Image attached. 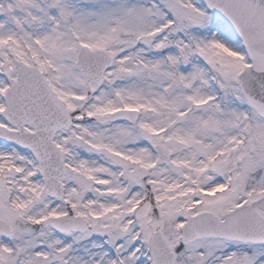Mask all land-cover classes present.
<instances>
[{"label":"snow or ice","instance_id":"1","mask_svg":"<svg viewBox=\"0 0 264 264\" xmlns=\"http://www.w3.org/2000/svg\"><path fill=\"white\" fill-rule=\"evenodd\" d=\"M0 264H264V0H0Z\"/></svg>","mask_w":264,"mask_h":264}]
</instances>
